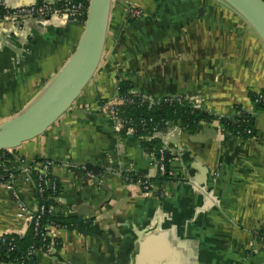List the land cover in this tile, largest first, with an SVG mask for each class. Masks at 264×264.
Here are the masks:
<instances>
[{
    "label": "crops",
    "instance_id": "0c3cea01",
    "mask_svg": "<svg viewBox=\"0 0 264 264\" xmlns=\"http://www.w3.org/2000/svg\"><path fill=\"white\" fill-rule=\"evenodd\" d=\"M132 6L143 9L133 24ZM223 15L209 0H112L91 80L41 135L12 149L17 159L0 160L1 169L18 172L11 188L0 187V233L24 231L25 217L16 212L22 208L28 217L37 207L25 169L45 158L61 185L58 212L77 221L81 215L82 229L89 221L93 231L53 229L61 247L57 254L37 250L38 264H264V109L248 98L249 90L264 88V43ZM82 27L73 19L0 21V125L43 93ZM118 74L145 96L185 95L218 116L239 104L252 114L254 134L238 138L217 121L194 132L171 125L162 139L171 153V182L143 192L122 172L155 176L151 157L132 133L120 135L99 105L115 95ZM85 162L99 167L100 179Z\"/></svg>",
    "mask_w": 264,
    "mask_h": 264
},
{
    "label": "trees",
    "instance_id": "16d2710c",
    "mask_svg": "<svg viewBox=\"0 0 264 264\" xmlns=\"http://www.w3.org/2000/svg\"><path fill=\"white\" fill-rule=\"evenodd\" d=\"M127 18L131 24L137 21V19ZM81 19L79 18L78 21L80 24H83ZM119 75L117 76L118 82L115 88V95L111 98H100L99 105L101 110L111 117L113 124L120 123V127L117 130L120 135L124 136L129 127L134 129L133 136L136 142L143 152L151 157L156 171H158V150L162 147L163 140L160 137L151 136L152 127L157 126L162 128V124L165 121H169L171 125L189 132L196 131L202 122L217 121L223 131H228L232 135L237 134L238 138L247 139L254 134L252 114L244 110L239 104L233 105V113L231 115L218 116L203 108L193 98L185 95L175 97L145 96L135 91V85L131 80L120 78ZM260 92L264 93V88H261ZM256 95L255 92L248 91V98L251 102ZM254 107L264 109V103L254 104ZM247 130H250V132L248 133ZM14 155L13 150L11 153L7 150H2L0 151V160L12 159ZM170 158L171 153L166 148L164 151V173L159 174L157 172L154 177L146 179L161 187L169 185L172 179L169 164ZM45 160V158L34 159L39 165L44 163ZM27 168H32V166ZM50 169L45 175H40L39 171L35 168H32L30 171V177L36 187H39V184L43 187L41 193L37 190L35 191L37 206L44 205L45 208L40 218L39 226L35 229L34 225L30 224L23 233L10 232L4 235L5 242L0 244V262L38 264L31 250L49 252L47 247L50 240L48 237L43 236V227L48 222H52L58 228L76 229L78 227L76 216H64L58 212L59 204L56 199L61 192V185L58 179L52 175ZM9 173H12L14 177L18 174V172L0 168L1 179H6ZM122 176L132 181L145 178L128 171H123ZM83 228L90 232L93 231L89 221L83 225ZM10 246H12L11 249ZM55 246V251L52 254H57V251L61 247L59 239H57Z\"/></svg>",
    "mask_w": 264,
    "mask_h": 264
},
{
    "label": "water",
    "instance_id": "95a60500",
    "mask_svg": "<svg viewBox=\"0 0 264 264\" xmlns=\"http://www.w3.org/2000/svg\"><path fill=\"white\" fill-rule=\"evenodd\" d=\"M222 1L235 10L264 43V1ZM111 3L112 0H88L82 32L75 50L43 93L26 110L0 125V151H11L21 143L41 135L81 94L103 55ZM83 168L91 176L100 175L99 167L91 163H83ZM107 193V197L94 209L101 207L109 199L110 193ZM78 230L84 234H92L82 229L81 215L78 216ZM105 242L109 248L108 241Z\"/></svg>",
    "mask_w": 264,
    "mask_h": 264
},
{
    "label": "built area",
    "instance_id": "2783aa9c",
    "mask_svg": "<svg viewBox=\"0 0 264 264\" xmlns=\"http://www.w3.org/2000/svg\"><path fill=\"white\" fill-rule=\"evenodd\" d=\"M264 1V0H263ZM88 7V0H33L31 3L25 4V5H7L3 0H0V18L1 21L12 23L13 25H20L24 21L28 19H38L41 21L51 20V19H76L82 18L81 21L85 20L86 12ZM141 10L136 7H130L127 10V17L132 19H138L141 17ZM256 97L252 101V104L257 103H264V93L256 92ZM195 100V99H194ZM196 101V100H195ZM197 102V101H196ZM198 103V102H197ZM171 126L169 121H165L162 124V128L153 126L152 127V137H160L163 140L166 137V131ZM114 127L116 130L119 129L120 123H115ZM127 132H130L133 134L134 129L132 127H129ZM249 133L250 130H247ZM238 137V135H234ZM166 149L165 143L163 142L162 147L159 148L158 153V172L159 174H163L165 171V160H164V151ZM53 161L50 159H46L44 163L38 164L35 169H37L40 173V175L47 174V171L52 167ZM33 168V167H32ZM32 168H26V173L30 176V171ZM145 177L144 179H138L136 181H132L131 179H128L126 177H123V180L128 184H137L141 187L143 192H147L153 187V183H151L149 180H147ZM41 179V178H40ZM14 176L12 173H9L8 177L6 179L0 178V187L4 186L6 188H11L13 186ZM35 185V184H34ZM54 188V186H52ZM39 191V193L42 192L43 187L41 184H39V187L35 185V191ZM45 208L44 205H39L36 207V209L29 213L28 217L25 214V211L21 208L16 212V216L23 218L25 217V229L30 225L33 224L34 228L37 229L39 226V221L44 213ZM53 229H59L57 226L52 224V222H48L43 227V236L49 238V244L47 247V250L49 252H54L57 244V238H54L51 235V231ZM23 231V232H24ZM21 232V233H23ZM7 233H0V244L5 242L4 235L9 234ZM20 233V232H15ZM12 246H10L11 249ZM37 250L32 249L31 252L35 253ZM41 251V250H40Z\"/></svg>",
    "mask_w": 264,
    "mask_h": 264
},
{
    "label": "rangeland",
    "instance_id": "374dc122",
    "mask_svg": "<svg viewBox=\"0 0 264 264\" xmlns=\"http://www.w3.org/2000/svg\"><path fill=\"white\" fill-rule=\"evenodd\" d=\"M210 2H212V3H217L218 5H220V7H223V9H224V15H223V17H224V19H226V20H228V19H231V18H233L234 17V21H236V19H238V21H239V25L238 24H236V27H239V28H243V27H245V29H246V32L249 34H254V32H253V30L251 29V27L249 26V25H247V23L244 21V19L243 18H241V16H239L237 13H236V11L235 10H233L230 6H228V4H226L224 1H222V0H209ZM142 10V12H143V9H141ZM146 10L144 11V14H146ZM238 17H240V18H238ZM74 21H77L78 22V20H76V19H73ZM63 32L65 33V36L66 35H70V30L68 29V28H66V27H64V29H63Z\"/></svg>",
    "mask_w": 264,
    "mask_h": 264
}]
</instances>
